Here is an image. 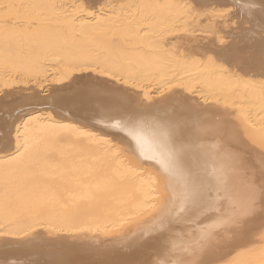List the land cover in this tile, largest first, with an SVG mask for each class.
Instances as JSON below:
<instances>
[{"label": "bare ground", "instance_id": "1", "mask_svg": "<svg viewBox=\"0 0 264 264\" xmlns=\"http://www.w3.org/2000/svg\"><path fill=\"white\" fill-rule=\"evenodd\" d=\"M0 264H264V0H0Z\"/></svg>", "mask_w": 264, "mask_h": 264}]
</instances>
